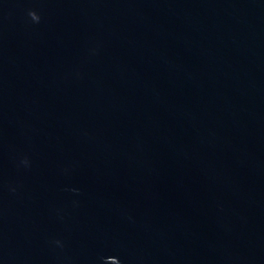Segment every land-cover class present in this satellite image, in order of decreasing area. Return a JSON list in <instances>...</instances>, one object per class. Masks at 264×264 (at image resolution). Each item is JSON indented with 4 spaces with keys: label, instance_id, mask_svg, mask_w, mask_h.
I'll return each mask as SVG.
<instances>
[{
    "label": "water",
    "instance_id": "obj_1",
    "mask_svg": "<svg viewBox=\"0 0 264 264\" xmlns=\"http://www.w3.org/2000/svg\"><path fill=\"white\" fill-rule=\"evenodd\" d=\"M0 264H264V0H0Z\"/></svg>",
    "mask_w": 264,
    "mask_h": 264
}]
</instances>
